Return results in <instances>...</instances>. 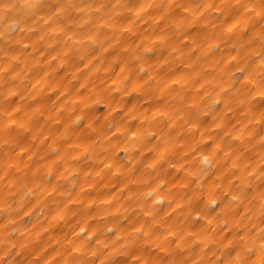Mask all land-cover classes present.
I'll return each mask as SVG.
<instances>
[{
	"label": "clouds",
	"instance_id": "9594fccd",
	"mask_svg": "<svg viewBox=\"0 0 264 264\" xmlns=\"http://www.w3.org/2000/svg\"><path fill=\"white\" fill-rule=\"evenodd\" d=\"M0 264H264V0H0Z\"/></svg>",
	"mask_w": 264,
	"mask_h": 264
}]
</instances>
